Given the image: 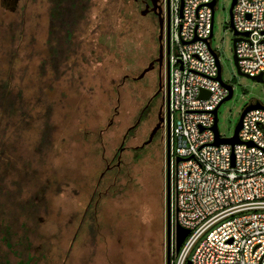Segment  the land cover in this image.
Returning a JSON list of instances; mask_svg holds the SVG:
<instances>
[{
    "label": "rangeland",
    "instance_id": "1",
    "mask_svg": "<svg viewBox=\"0 0 264 264\" xmlns=\"http://www.w3.org/2000/svg\"><path fill=\"white\" fill-rule=\"evenodd\" d=\"M230 2L216 1L211 34L232 86L221 136L247 103L264 106V82L233 64ZM53 5L0 0V264H167L166 131L136 147L156 114L134 124L158 87L155 69L135 77L158 50L157 21L135 0H85L65 28ZM132 124L120 170H104Z\"/></svg>",
    "mask_w": 264,
    "mask_h": 264
},
{
    "label": "built area",
    "instance_id": "2",
    "mask_svg": "<svg viewBox=\"0 0 264 264\" xmlns=\"http://www.w3.org/2000/svg\"><path fill=\"white\" fill-rule=\"evenodd\" d=\"M167 1L169 264H264V107L244 113L238 142H213V109L228 93L208 38L217 0ZM231 28L239 69L264 79V0H235ZM176 224L187 229L178 250Z\"/></svg>",
    "mask_w": 264,
    "mask_h": 264
},
{
    "label": "water",
    "instance_id": "3",
    "mask_svg": "<svg viewBox=\"0 0 264 264\" xmlns=\"http://www.w3.org/2000/svg\"><path fill=\"white\" fill-rule=\"evenodd\" d=\"M235 0H231L230 2V5H229V24L230 26L232 27V6H233V3H234ZM153 2V0H152ZM215 3V0H212L211 1V5L213 6V4ZM146 11V8H143L140 10V13L141 14H144ZM157 16H158V29H159V32H158V41H159V44H158V56H157V60H159L162 56V53H163V45H162V36H163V16L161 15L160 11H157ZM233 33H236V31L233 29ZM211 37V33L209 35L208 38ZM237 37L236 36H233V40H232V44H233V54H232V60H233V64L236 68V72L237 74L239 75H244V76H247L253 80H257V81H261V82H264V79H262L261 75L260 74H257V75H249L243 71H241L238 67V63H237V56H236V53L234 51V45H235V41H236ZM217 64H218V71H217V75H216V78L218 80L221 81V83L227 87L228 89V93L218 102V104L214 107L213 109V115H214V120H213V124H212V129L214 130V143L215 144H218L220 142H229V143H235V142H238L239 141V137H238V130L241 126V120H242V117L244 115V113L249 110V109H252V108H255V107H264L263 105H261L258 101H255V102H249L247 103L241 110L240 114H239V118L234 126V130H233V133L230 135V136H219L218 134V125H217V109H218V106L220 105V103L228 98L231 97L232 95V86L224 81L221 77V69H220V63H219V60L217 59ZM151 68V65H147L145 68L142 69V71L137 75L135 76L136 78H140L144 75V73L149 70ZM163 86V76H161V74L158 75V88H157V91L161 90ZM206 93L205 90H201L200 92V95H204ZM163 120V116L160 115L159 113V116H158V121L156 122V124L152 127L150 133L148 134V137L144 140L143 143H147L149 142L154 133L157 131V129L161 126V121ZM168 136L169 134L167 133V158H166V161H167V185H166V201H167V221H166V224H167V264H169V247H170V223H169V172H168V165H169V160H168ZM187 233V229L185 227H182L180 226L179 224H176V230H175V243H174V249L175 250H178L179 246H180V243L181 241L183 240L184 236L186 235ZM186 264H191L190 261L188 260L186 262Z\"/></svg>",
    "mask_w": 264,
    "mask_h": 264
},
{
    "label": "flooded vegetation",
    "instance_id": "4",
    "mask_svg": "<svg viewBox=\"0 0 264 264\" xmlns=\"http://www.w3.org/2000/svg\"><path fill=\"white\" fill-rule=\"evenodd\" d=\"M135 1L138 3V5H142V8H140V10L143 9V8H146L145 13L142 14V15H147V14L151 13L154 16L155 20L157 21V24H158V16H157L156 12L160 11L161 15L163 16V14L165 13V11L167 9V3H168L167 0H166L165 4H163L162 0H153V2H152V0H135ZM140 10H139V12H140ZM158 32H159V29H158ZM163 33H164V22H163ZM162 39H163V36H162ZM157 40H158V38H157ZM158 44H159V41H158ZM157 56H158V50L156 52V55L154 54L148 60L147 65H149V64L151 65V68L149 70L155 69L158 75L161 74V76H163V81H164V79H166V76H167V71L165 72L164 55L162 53V56H161V58L159 60L156 59ZM163 86H164V83H163ZM163 86H162L161 90H159V91H157V88H158L157 87L147 97L145 103L139 109L138 116H137L134 124L137 123L140 120L141 116H143V115L150 116L153 113L156 114L157 121H158V116H159V113H160V115L163 116V120L161 121V126L157 129V131L158 130L162 131L163 129H165L166 138H167V133L169 134V123L167 121H165V119H164V105H165L166 101H165V88H163ZM160 91L162 92V96H161L162 103L155 110L153 107H151V104H152L151 101ZM110 120H111V117H110ZM133 127H135V125H133V124L130 125V128H127L126 131L122 134L121 140H120L119 144L115 147L112 157H110V158H105L104 157V170L109 171V170H111L113 168H116L117 170H120V165L122 163L121 155H122L123 150L125 149V144L123 142L126 139V136H127L128 132H129V130H132ZM144 144H146V143H142V144H140V145H138L136 147H140V146L142 147V146H144ZM102 173H103V170L100 172L99 175H101Z\"/></svg>",
    "mask_w": 264,
    "mask_h": 264
},
{
    "label": "trees",
    "instance_id": "5",
    "mask_svg": "<svg viewBox=\"0 0 264 264\" xmlns=\"http://www.w3.org/2000/svg\"><path fill=\"white\" fill-rule=\"evenodd\" d=\"M78 8H79L78 12L82 9L84 10L85 0H54V5L52 7V12H51L52 19L56 18L58 20V23L63 25L65 28L70 27V25L75 22V18H76V17L74 18L71 17L72 15L78 14L76 12ZM74 12L76 13L74 14ZM80 14L81 13L79 12V15ZM58 23L55 22V24H57L56 26H59ZM171 258L172 256L170 254L169 262Z\"/></svg>",
    "mask_w": 264,
    "mask_h": 264
}]
</instances>
